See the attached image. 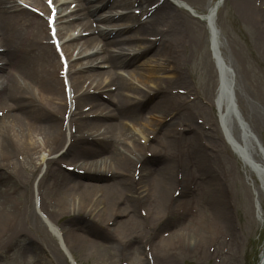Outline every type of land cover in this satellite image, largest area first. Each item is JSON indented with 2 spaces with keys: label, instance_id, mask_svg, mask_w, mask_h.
Wrapping results in <instances>:
<instances>
[{
  "label": "bare ground",
  "instance_id": "6f19581e",
  "mask_svg": "<svg viewBox=\"0 0 264 264\" xmlns=\"http://www.w3.org/2000/svg\"><path fill=\"white\" fill-rule=\"evenodd\" d=\"M20 1L26 5L18 0H0V250L11 249L14 241H36L29 236L28 230L31 221L36 224L40 221L34 208L33 184L39 172L35 155L43 148L47 149L50 159H40L46 166L35 186L40 206L45 203L43 196L49 194L56 208L55 214L59 213L58 217L69 216L65 225L79 222L96 227L110 248L112 244L109 241H150L155 233L150 227V217L156 219L155 222L166 223L168 217L187 210L180 186L182 178H172L168 167L170 162L177 165L179 160L174 161L170 153L164 156L168 148L171 151L175 147L202 144L203 138L197 133L194 123H187L188 129L185 126V130L175 122L176 118L190 117L188 103L182 106L184 99L176 89L164 92L154 101L158 91L156 87L147 83L148 90L140 91L141 88L135 85L134 77L138 75L139 68L135 65V58L129 54V41L134 37L124 34L118 17L113 13L118 10L113 3L108 0H51L57 8L55 22L60 24L51 34L43 15L28 8L38 7L44 14L48 12L44 3L41 0ZM121 1H124L121 7H117L120 10L136 3L149 14L143 22L134 14L129 16L137 39L143 40L138 58L149 52H153V57L167 55L178 46L184 26L183 10L169 1L153 8L156 1L148 6L146 4L151 0ZM237 3L240 8L249 9L252 21L254 16H264V0L260 3L261 8L252 7L249 0H237ZM70 5L72 10L68 11ZM214 8L215 2L208 7L209 21ZM103 9L108 10L106 16L100 15ZM91 18L103 25V29L97 25L93 29ZM163 19L168 21L167 29L163 28ZM109 26L115 29L109 31ZM66 28H70V32L79 28L77 36L69 35L61 44V52L68 60L67 80L71 86L69 92L73 93L72 112L64 76L60 72L61 65L55 62L57 54L52 49V39L63 40L62 32ZM260 28L264 35V18ZM209 34L210 52L216 55L218 41L210 27ZM98 43L102 44L99 49L86 53ZM110 47L115 50L103 49ZM215 65L218 81L210 103L219 112L226 138L232 140L224 123L225 112L231 108L230 82L226 76V65L220 61ZM142 66L147 67V61ZM176 78L180 80L179 72H176ZM171 94H176L174 106L169 105ZM139 97L144 100H138ZM145 108L160 115L156 120L158 125L153 128V146H150L152 140L147 139L149 145L141 141L146 138L144 130L135 135L129 129V124L144 127L141 112ZM182 110L185 113L179 115ZM69 113L67 137L64 123ZM208 130L211 139L214 126ZM232 144L239 154H247L238 138ZM64 148L59 156L51 157ZM180 150L173 154L180 156ZM18 156L22 158L18 159ZM155 161L159 164L153 165ZM71 165L73 168L69 172L66 169ZM177 169L181 172L179 166ZM82 170L83 175H79ZM174 173L177 174L176 170ZM215 181H208L201 195L200 209H209L205 213L201 211L200 228L203 221H211L219 228L224 224V210L217 194L221 184L217 179ZM172 185L174 189L166 199L167 189ZM18 193L23 202H17ZM253 194L254 208L259 213V193L255 191ZM136 204H150V209L142 214L143 209L138 210ZM83 214L93 216L85 220ZM55 228L52 226L51 231L59 235ZM144 234L150 236L140 240ZM171 234L165 233L158 239L167 254L173 249L181 250L185 241L180 231ZM122 236L128 237L117 238ZM69 241L95 240L74 234ZM59 246L68 255L65 242H60Z\"/></svg>",
  "mask_w": 264,
  "mask_h": 264
},
{
  "label": "rangeland",
  "instance_id": "374dc122",
  "mask_svg": "<svg viewBox=\"0 0 264 264\" xmlns=\"http://www.w3.org/2000/svg\"><path fill=\"white\" fill-rule=\"evenodd\" d=\"M111 1L116 8L121 7L122 2H124L121 0ZM154 1L156 0H151L146 5H151ZM161 1L163 0H159L158 3ZM165 1L177 6L185 14L182 35L179 37L181 44L178 43V46L167 55L158 54L153 57V52H149L144 57L138 58L136 55L141 50L140 45L143 40L137 39V34L130 29L131 21L129 18L123 16L122 22L125 27L124 34L134 37L129 41L131 45L129 54L132 59L135 58V65H138L139 68L138 75L134 77L135 85L141 88L140 91L148 90L147 83L156 87L158 91L154 101L164 92L167 93L170 90L186 91L187 96L181 95L180 97L184 99L182 106L188 103L190 117L187 119L176 118L175 122L181 124L185 130L188 129L187 123H194L197 133L203 138L202 144L197 143V147L186 145L183 148L175 147L171 151L168 148L164 156L167 157L170 153L174 161L179 160L177 165L175 162L174 164L170 162L168 167L172 178H182L180 186L182 194H184L183 203L184 205L187 204V210L180 215L168 217L166 223L160 222V220L155 222L157 220L150 217V227L155 230L150 241H109V244H112L110 248L104 243L107 241H103V237L99 235L101 231L96 227L79 222L74 225H65L64 223L69 216L58 217L59 213L55 214L56 208L51 196L49 194L44 195L45 203L40 207V216L36 214L40 221L38 220L39 223L37 224L31 221L28 230L29 236L36 241H14L15 244L11 249L0 250V264H71L67 255L61 250L59 241L65 242L76 264H146L147 255L151 257L153 264L260 263L259 256L264 245V177L259 174L257 168L245 163L235 153L234 146L228 143L223 135L216 109L210 103L217 86V70L211 57L209 30L203 16L207 14L208 6L214 0H178L181 3L176 0ZM221 1V5L214 15V27L216 28L219 50L230 70L229 76L232 81L236 115L232 113L228 115L230 136L233 141H237L238 138L254 164L264 166L262 155L252 139L254 136L264 148V35L260 28L264 16H254V21H252V14L248 11L249 9L240 8L237 0ZM249 1L252 7L261 8L260 3L263 0ZM135 5L136 3H133L130 6L131 14L134 10H136L135 12L139 11ZM141 9L144 13V7ZM107 11V9L101 10L100 15L106 16ZM136 16L138 20L143 21L140 15ZM91 21L93 29L96 25L97 28L103 29L104 26L97 23L96 20L91 18ZM161 21H164L162 22L163 28L167 29L169 27L167 19ZM113 29L115 28L112 26L108 28L109 31ZM62 33L64 35L62 41H65L69 35H78V30L70 32V28H66ZM120 39L123 40V37L120 36ZM101 46L102 44L98 43L93 50H88L86 53H91ZM103 49L115 50L112 47ZM77 53L78 50L75 51L74 55L76 56ZM146 61L148 66H142ZM55 62H57L56 58ZM55 65L58 67L57 63ZM117 72L122 73L119 70ZM176 72H179L180 80H177ZM110 87L114 88V86ZM175 95H171L169 105L174 106L173 97ZM138 100L142 101L144 98L139 97ZM166 108L168 109V107ZM185 108L186 106H184ZM181 112L179 115H183L185 110ZM141 115L144 120V127L129 124V129L135 135L141 134L144 130L146 138L143 140L145 141L147 136H155L153 135L155 132L153 128L154 125H158L156 120L160 115L149 108L143 109ZM236 118L246 125L251 135L242 138ZM213 126L214 131L210 139L207 128ZM160 127L164 128L165 125H160ZM37 138L40 139L39 136ZM153 140L150 146H153ZM43 149L35 155V162L39 166L40 173L35 175L33 200L37 194L35 186L46 168L45 162L42 163L40 159L41 157L46 159L50 157L47 155V149ZM177 150H180V156L173 154ZM57 153L53 155H58ZM21 158L18 156V159ZM157 164H159L157 161L153 162V165ZM178 166L181 172L177 169ZM175 170L177 174L174 173ZM210 176L212 178L208 179ZM213 179L214 181L217 179L221 184L217 194L224 210V224L223 227L219 228L211 221H203L200 228L198 224L202 219L200 218L202 217L201 211L205 213L209 209H200L202 205L201 195L208 181H213ZM181 182H183L182 185ZM173 185L167 189L166 199L173 191ZM255 191L259 193L261 209V215L257 219L254 211L253 192ZM196 193L198 195L194 196ZM18 194L17 202H23L20 193ZM142 205L136 204V208L138 210L143 209L141 211L143 214L150 209V204ZM68 215L76 216V214ZM91 216L93 215H82L85 220ZM41 217L45 221H42ZM120 219L122 218L120 217ZM52 226L56 227L55 229L59 232L61 239L57 234H53ZM197 227L200 229L199 232L196 231ZM101 229L106 230L104 227ZM179 231L184 234L185 239L182 249H173L168 254L165 253L164 248L159 244L162 241L160 242L158 239L162 238L161 236L165 233L172 232L171 235H173ZM74 234H81L83 237L95 241H69L71 235ZM144 236L150 235L144 234L139 239H144ZM145 247L148 248L147 251L143 250Z\"/></svg>",
  "mask_w": 264,
  "mask_h": 264
}]
</instances>
